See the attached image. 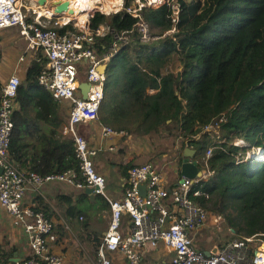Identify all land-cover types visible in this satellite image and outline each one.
<instances>
[{"label": "trees", "instance_id": "16d2710c", "mask_svg": "<svg viewBox=\"0 0 264 264\" xmlns=\"http://www.w3.org/2000/svg\"><path fill=\"white\" fill-rule=\"evenodd\" d=\"M176 1V21L168 3L141 6L139 16L155 38L141 41L133 32L111 56L107 101L98 118L130 133L175 131L181 148L195 149L198 163L211 171L200 181L208 198L195 200L222 214L239 237L264 242V160H243L247 146L232 144L240 138L264 147V0ZM137 20L125 10L95 12L90 28L106 23L120 32ZM49 28L74 29L70 24ZM93 37L98 54L114 40L110 31ZM44 61L41 55L32 61L18 88L8 147L19 168L40 174L78 168L73 140L60 131L67 117L36 81ZM221 115L226 117L218 133L223 141L206 156L212 138L202 127ZM6 255L0 252V264H8Z\"/></svg>", "mask_w": 264, "mask_h": 264}, {"label": "built area", "instance_id": "2783aa9c", "mask_svg": "<svg viewBox=\"0 0 264 264\" xmlns=\"http://www.w3.org/2000/svg\"><path fill=\"white\" fill-rule=\"evenodd\" d=\"M28 1L0 0V33L16 30L25 42L24 51L17 57V62L23 61L27 55L34 58L37 53L44 57L36 81L67 109L61 132L73 140L78 168L40 174L19 168L9 159L12 114L21 84L16 72L10 74L2 84L0 97V207L12 223L22 229L30 251L28 257L17 260L15 264H65L60 255L50 250V241L56 237L51 220L42 210L24 203L27 191L39 193L49 183L80 192L92 188L94 193L108 201L109 222L98 246L95 264H119L108 254L116 251L129 264H138L143 247H157L159 244L172 251L170 260L159 264H264L263 242L253 236L231 238L208 252L195 246L193 232L209 216V211L195 200L198 196L208 198L201 188L200 177L181 176L168 188L164 172L153 162L147 161L128 168L126 187L120 198L111 199L105 194V175L96 170L94 159L101 150L116 151L117 147L102 142L95 144L78 128L81 123L98 119L106 83V74L97 70L98 65L108 63L133 32L141 41L153 39L146 22L132 12L138 20L130 29L114 30L113 42L104 53L98 54L93 36L105 33L100 25L96 29L67 28L63 31L49 28V24L62 27L67 23H61L56 14L36 15ZM177 7L172 6V11ZM92 15L90 13L89 17ZM82 64L86 65L83 79L79 75ZM81 81L88 82L85 98L79 89ZM225 120V115H221L211 124L203 126L202 131L218 133L221 122ZM99 130L102 139L129 136L127 130L107 124L101 125ZM211 150L212 146H209L206 156L211 154ZM208 173L211 171L205 172L204 176ZM141 185L144 186V193L140 190ZM221 218L220 214L214 215L215 222ZM123 221H126V225H123Z\"/></svg>", "mask_w": 264, "mask_h": 264}, {"label": "crops", "instance_id": "0c3cea01", "mask_svg": "<svg viewBox=\"0 0 264 264\" xmlns=\"http://www.w3.org/2000/svg\"><path fill=\"white\" fill-rule=\"evenodd\" d=\"M12 34L18 33L16 30H7L0 33L1 86L13 72H16L21 78V82H23L32 61L39 56L38 53L34 58L27 55L23 61L17 62V57L24 51L25 42L19 38L10 39L9 36ZM43 91L49 94L45 89ZM149 92H152V90H149ZM106 101L104 99L99 117L103 112ZM59 106L63 107L61 104ZM105 124L114 126L112 123L101 122L98 118L94 121L81 123L78 130L95 144L102 142L116 145V151L101 150L98 152L94 159V165L96 170L105 175V194L111 199H118L126 187L128 168L133 164L143 162L145 155L146 160L149 159L151 152L147 151L148 149L143 150L142 147L146 143L144 139L139 138L135 133H129V136L102 139L99 128ZM89 127H91L90 131ZM42 129L45 130L46 127ZM61 129L62 125L60 131ZM92 132L94 134H91ZM132 150H135V153H132ZM194 158L198 160L197 156ZM179 163L180 157L175 161H170L169 168L166 169L169 170L166 171L167 176L165 179L168 188L181 177ZM199 166L203 172L208 170L202 164H199ZM64 197L69 198L71 201H67ZM24 203L42 210L44 215L51 220L56 237L55 240L50 241V250L60 255L65 264H95L98 246L107 230L110 214L109 203L102 195L94 192L75 191L69 187L49 183L45 184L39 193L27 191ZM70 206H73V209H70ZM215 214L220 213L209 211L206 222L193 232L195 246L206 252L212 250L216 245L224 244L231 238H239L235 230L226 225L221 214V220L215 222ZM123 225H126V221H123ZM227 231L235 234L231 237ZM251 244L254 246V243ZM262 247H264V242ZM0 252L7 253L8 264H15L17 260L30 255L27 239L22 229L12 223L8 214L1 207ZM108 254L119 264H129L119 251ZM171 256L172 251L163 244H159L157 247L146 246L141 250L138 264L164 263L170 260Z\"/></svg>", "mask_w": 264, "mask_h": 264}, {"label": "rangeland", "instance_id": "374dc122", "mask_svg": "<svg viewBox=\"0 0 264 264\" xmlns=\"http://www.w3.org/2000/svg\"><path fill=\"white\" fill-rule=\"evenodd\" d=\"M127 1L128 0H121L120 3L118 4V6L115 5V3H116L115 0H113V1L111 0V2L114 4L113 5L111 4L110 6H104L100 3H97V6L94 7V9H91L90 10L91 12L90 11L89 12L93 13V14L95 12L96 13L101 12L104 14H112V13H115L117 11L125 10V11H129V12H133V13L136 12V14L139 15V13H138L139 9L143 5L158 7L164 3H168V4H170L171 7L172 6L175 7V5H178V7H177L178 9H176V8L173 9L174 10L172 13V19H174L173 21H176L178 13H179V4L176 0H169V1L168 0H129L128 4H126ZM28 4H31L34 9H37L39 12H41L40 10H42V9H40V7H42L43 4L41 5L40 3H35V2L32 3V0H29ZM45 6H46V4H44V7ZM89 12L87 13V16L85 18L86 19L85 25L80 24L76 18L74 19V17L63 19V21L67 22L69 19H71V20H69V23H67L66 25L70 24L74 27V29L83 28V27H86V25H88L87 27L90 28V17L91 16L89 17V15H90ZM142 20H143V18H142ZM142 20H140V21H142ZM51 22H49V23H51ZM103 24H100L103 32H106L108 30L111 33L114 32V30L112 28L108 27V25L106 23H103ZM48 26H51V24H49ZM173 30L174 29H171L170 31H168V33L172 32ZM9 37H10V39H13V38L21 39L20 34H12ZM154 38H155V36H154ZM168 70H170V67L167 68V71ZM85 71H86V65L82 64L80 66V71H79L80 72L79 75H80L81 79L84 78ZM62 113L64 114L65 117H67L66 107H62ZM90 130H91V127H89V131ZM218 133H219V130H218ZM218 133H214V132L210 133V136H211L212 141H213L212 143H210L211 146H214L215 143H221L223 141L222 139L219 138ZM91 134H94V132H92ZM135 135H138L139 138L144 139L146 144L142 147L143 150L146 151L148 149L147 151L151 152L150 158L146 160V155H145L143 158L144 159L143 162H147V161L153 162L158 167V169L163 171L165 176H167L166 171H169V170H166V169L169 168L170 161L177 160V158L180 157L179 155L181 154V151H182V148H181L180 142H179L180 138L176 137V132L175 131L170 132L169 130L164 129V130H160L157 132L152 131V132H150L148 134H144V135H140L138 133H135ZM259 135H261V133H259ZM141 136H143V137H141ZM250 143L252 144L251 140H249L247 142V141H244L243 139H240V138H235V139H233V142H232V144L239 145L241 147L247 146L245 152L242 155L243 160L247 159L248 157L251 159L255 158L256 160H259V157H260L259 152L261 150H264V149H262V147H255L254 145H250ZM132 153H135V150H132ZM262 155L264 157V152H262L261 156ZM263 157H262V159H263ZM239 161L240 160H237V162H239ZM143 162H140V163H143ZM206 172H209V169ZM209 175H210V173L205 175L202 179H206ZM98 202H99V199H98ZM222 217H223L226 225L230 226L229 223L227 222V220L225 219V217L223 215H222ZM227 232L231 237H233V235L235 234V233H232L229 231H227Z\"/></svg>", "mask_w": 264, "mask_h": 264}, {"label": "bare ground", "instance_id": "6f19581e", "mask_svg": "<svg viewBox=\"0 0 264 264\" xmlns=\"http://www.w3.org/2000/svg\"><path fill=\"white\" fill-rule=\"evenodd\" d=\"M115 1V5L118 6L121 0ZM34 2L40 3L41 5L43 4L42 7H40V9H42L40 10L41 12H39L37 9H34L36 15L38 14L51 16L53 14H56L61 23H69V20L71 19H69L67 22H64L63 19L74 17V19L76 18L80 24L84 25L87 13L91 9H94V7L97 6V3H100L104 6H110L111 4H114L111 2V0H32V3ZM44 4H46L45 7ZM87 26L88 25H86V27H83L82 29H87ZM262 152H264V150H261L259 152V159L263 157V155L261 156Z\"/></svg>", "mask_w": 264, "mask_h": 264}, {"label": "water", "instance_id": "95a60500", "mask_svg": "<svg viewBox=\"0 0 264 264\" xmlns=\"http://www.w3.org/2000/svg\"><path fill=\"white\" fill-rule=\"evenodd\" d=\"M107 63H101L98 65L97 70L103 74L107 73ZM79 89L81 90L82 97H86V92L88 89V82L87 81H81L79 82ZM195 149H192L188 146L184 147V149L181 152L180 155V163H179V172L181 176L194 178V177H200L203 178L205 172L201 169L199 166L198 160L195 158ZM2 170L0 166V171ZM140 190L142 193L145 192L144 186H140ZM86 192H93L92 188H86Z\"/></svg>", "mask_w": 264, "mask_h": 264}, {"label": "clouds", "instance_id": "9594fccd", "mask_svg": "<svg viewBox=\"0 0 264 264\" xmlns=\"http://www.w3.org/2000/svg\"><path fill=\"white\" fill-rule=\"evenodd\" d=\"M262 149H264V147H262ZM254 159H255V158H254ZM263 160H264V158H263V159H262V158H261V159H259V161H263Z\"/></svg>", "mask_w": 264, "mask_h": 264}]
</instances>
